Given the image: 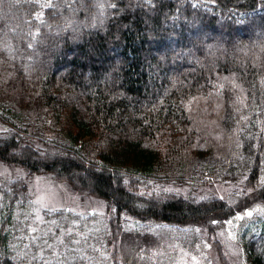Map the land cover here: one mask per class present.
<instances>
[{
  "label": "trees",
  "instance_id": "obj_1",
  "mask_svg": "<svg viewBox=\"0 0 264 264\" xmlns=\"http://www.w3.org/2000/svg\"><path fill=\"white\" fill-rule=\"evenodd\" d=\"M0 161L105 203L1 187L0 264H124L203 230L228 264L213 232L234 223L264 264V0H0ZM214 180L237 197L161 189Z\"/></svg>",
  "mask_w": 264,
  "mask_h": 264
},
{
  "label": "rangeland",
  "instance_id": "obj_2",
  "mask_svg": "<svg viewBox=\"0 0 264 264\" xmlns=\"http://www.w3.org/2000/svg\"><path fill=\"white\" fill-rule=\"evenodd\" d=\"M178 52L180 51L176 50V53ZM14 181L26 185L30 198L38 208L64 209L83 215L105 212V203L84 191L77 190L62 181H57L51 175L28 173L18 166H11L0 161V188ZM233 185L235 184L214 180L205 186L175 185L173 188L166 186L161 189L163 191H178L183 196L215 195L231 203L230 197H237V195L231 194ZM245 201L246 199L242 202ZM249 206L236 213L237 221L247 212H251ZM234 225L235 223L232 226L225 224L223 228L213 232V237L221 245L222 253L228 264H248L246 255L235 240L232 231ZM135 238L139 240L137 236ZM138 245L139 251L134 253L133 257L128 260L127 257L125 259L122 257L119 260L124 264H224L217 254L216 247L208 239L205 230L200 232V239L196 244L177 245L172 240L161 237L159 248L150 249L145 241H141ZM145 250L150 251L145 252ZM111 251H116L122 256L118 240L111 245Z\"/></svg>",
  "mask_w": 264,
  "mask_h": 264
},
{
  "label": "snow or ice",
  "instance_id": "obj_3",
  "mask_svg": "<svg viewBox=\"0 0 264 264\" xmlns=\"http://www.w3.org/2000/svg\"><path fill=\"white\" fill-rule=\"evenodd\" d=\"M49 6H50V5H49ZM246 215L251 216L252 213L249 211V212L246 213ZM213 223H215V221H213Z\"/></svg>",
  "mask_w": 264,
  "mask_h": 264
}]
</instances>
